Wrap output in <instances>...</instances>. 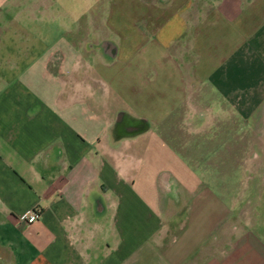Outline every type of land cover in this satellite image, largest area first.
Returning <instances> with one entry per match:
<instances>
[{
  "label": "crops",
  "instance_id": "obj_1",
  "mask_svg": "<svg viewBox=\"0 0 264 264\" xmlns=\"http://www.w3.org/2000/svg\"><path fill=\"white\" fill-rule=\"evenodd\" d=\"M45 3L0 0V36H10L8 22L25 9L38 21ZM136 13L167 48L200 56L186 66L167 62L162 84L139 73L135 97L126 96L136 100L134 114L105 99L111 79L79 49L54 44L33 58L24 46L15 57L13 46H1L0 264H264L254 228L219 223L221 193L206 192V177L175 153L169 128L159 131L173 114L157 102L183 99L196 110V93L213 95L220 116L244 117L264 154V0H137ZM187 66L189 74L173 73ZM118 83L125 94V79ZM117 112L143 127L118 136ZM183 196L192 198L181 221ZM38 208V221L22 220ZM247 215L246 227L254 226Z\"/></svg>",
  "mask_w": 264,
  "mask_h": 264
},
{
  "label": "rangeland",
  "instance_id": "obj_2",
  "mask_svg": "<svg viewBox=\"0 0 264 264\" xmlns=\"http://www.w3.org/2000/svg\"><path fill=\"white\" fill-rule=\"evenodd\" d=\"M45 1V5L41 7L45 14L41 15L38 21H34L32 15L27 16L29 10L25 9L20 20L8 22L6 29L10 31V36L5 39L0 36V49L3 45L13 46L9 50L15 53V57L18 53L23 55L19 50H24L20 47L24 46L32 50L31 56L34 58L54 44L64 50L69 46L77 48L80 51L76 53L82 52L84 63L91 62L96 72L111 79L109 83L113 87L109 88V92H105V99H108L111 106L119 104L131 114L137 110L136 100L130 97L126 99V96L135 97L138 84H131L136 82L135 78L139 73L140 76L144 75L142 80L154 77L162 84L166 81L169 71L172 72L167 68V62L188 64L199 59L200 53L196 51H179L175 46L167 48L168 42L161 40L156 31L145 26L147 21L141 19L139 22L136 15L137 0ZM138 8L140 9L139 5ZM136 24L139 29L143 28V33L135 29ZM104 40H109L118 47L117 57H110L103 52ZM87 48L88 51H85ZM190 71H193V67H181L179 73L173 69L177 76H185ZM122 79H125L128 86L131 85L127 86L125 94H120L119 87L118 90L114 87L115 81L119 82L120 86L126 85L122 83ZM211 96L213 95L207 97L203 93L198 97L196 93L190 100L191 104L197 106L196 110H190L189 101L185 102L183 99L157 100L161 111L169 110L173 114L168 120L159 122V131L163 134L169 128V139L175 153L181 156L197 177H206L204 182L208 184L202 188H206L208 193L213 192L211 189H217L221 193L220 197L217 196L223 207V211L219 213L222 217L219 223L228 224L233 220L242 219L246 231L254 228L261 239H264L263 149L259 147L260 142L251 131V126L249 129L246 126L244 117L235 113L220 116L218 101ZM207 108L210 113L212 111L210 121H203L201 119L204 117L196 116L197 111H203L206 115L209 113ZM193 112L195 113L192 114ZM118 114L119 112L114 115L115 121ZM178 177H175L174 188L178 187ZM183 187L180 183L178 189L184 194ZM191 198L188 196L186 199L183 196L180 199V208L183 209L176 213V217L181 221L185 216L186 203H189ZM170 203L174 201L171 200ZM247 213L250 223H255L252 227L245 225Z\"/></svg>",
  "mask_w": 264,
  "mask_h": 264
},
{
  "label": "flooded vegetation",
  "instance_id": "obj_3",
  "mask_svg": "<svg viewBox=\"0 0 264 264\" xmlns=\"http://www.w3.org/2000/svg\"><path fill=\"white\" fill-rule=\"evenodd\" d=\"M102 47L105 53H110L111 49L114 47V44L112 42H107L106 40H104L102 42ZM138 127H143L142 123H139L127 117H123L120 119V121L114 124L113 129L118 136H129L133 132L137 131Z\"/></svg>",
  "mask_w": 264,
  "mask_h": 264
},
{
  "label": "built area",
  "instance_id": "obj_4",
  "mask_svg": "<svg viewBox=\"0 0 264 264\" xmlns=\"http://www.w3.org/2000/svg\"><path fill=\"white\" fill-rule=\"evenodd\" d=\"M42 215V211L41 209H35L29 213H27L23 218L22 220L26 223H33V222H36L40 219Z\"/></svg>",
  "mask_w": 264,
  "mask_h": 264
},
{
  "label": "water",
  "instance_id": "obj_5",
  "mask_svg": "<svg viewBox=\"0 0 264 264\" xmlns=\"http://www.w3.org/2000/svg\"><path fill=\"white\" fill-rule=\"evenodd\" d=\"M110 57H117L118 55V48L117 46L114 45V47L111 49L110 53H109ZM121 119V116L118 117V121Z\"/></svg>",
  "mask_w": 264,
  "mask_h": 264
}]
</instances>
